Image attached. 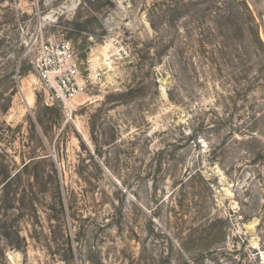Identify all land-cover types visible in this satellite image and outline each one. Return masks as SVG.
I'll return each instance as SVG.
<instances>
[{"label":"rangeland","instance_id":"374dc122","mask_svg":"<svg viewBox=\"0 0 264 264\" xmlns=\"http://www.w3.org/2000/svg\"><path fill=\"white\" fill-rule=\"evenodd\" d=\"M170 2L0 0V264H264V72L233 84ZM61 41L101 74L66 108L34 70Z\"/></svg>","mask_w":264,"mask_h":264},{"label":"trees","instance_id":"16d2710c","mask_svg":"<svg viewBox=\"0 0 264 264\" xmlns=\"http://www.w3.org/2000/svg\"><path fill=\"white\" fill-rule=\"evenodd\" d=\"M170 1L171 5L167 6L166 12L174 16L183 15L185 22H182L183 26L180 28L183 32L181 38L186 40L185 45L194 44V51L209 64L219 66L217 61H231L230 65L237 71L230 79L233 84L256 83L251 76L252 69L256 66L257 72H264V45L244 0ZM89 5L91 8V4ZM154 13L162 14L163 11L156 6ZM149 23L154 32V43L161 44L166 34L160 27L164 22ZM169 25L174 28L175 22H169ZM168 37L169 43H173L172 36ZM186 50L187 48H180L178 53Z\"/></svg>","mask_w":264,"mask_h":264},{"label":"built area","instance_id":"2783aa9c","mask_svg":"<svg viewBox=\"0 0 264 264\" xmlns=\"http://www.w3.org/2000/svg\"><path fill=\"white\" fill-rule=\"evenodd\" d=\"M34 70L39 80L53 89L54 99L60 101L63 108L101 75L93 71L86 79H80L77 55L68 41L43 44L34 61ZM86 70L92 71V68L89 66Z\"/></svg>","mask_w":264,"mask_h":264}]
</instances>
